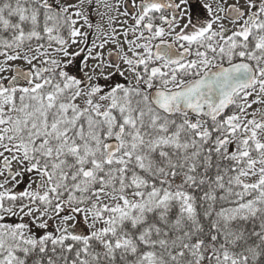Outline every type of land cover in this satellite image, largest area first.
<instances>
[{"label":"snow or ice","instance_id":"obj_1","mask_svg":"<svg viewBox=\"0 0 264 264\" xmlns=\"http://www.w3.org/2000/svg\"><path fill=\"white\" fill-rule=\"evenodd\" d=\"M0 264H264V0H0Z\"/></svg>","mask_w":264,"mask_h":264}]
</instances>
